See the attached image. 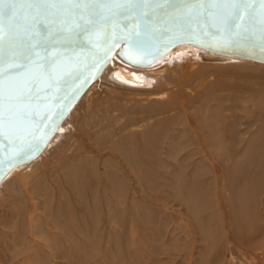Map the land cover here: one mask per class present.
Segmentation results:
<instances>
[{
  "label": "bare ground",
  "instance_id": "1",
  "mask_svg": "<svg viewBox=\"0 0 264 264\" xmlns=\"http://www.w3.org/2000/svg\"><path fill=\"white\" fill-rule=\"evenodd\" d=\"M201 58L244 57L192 43L149 65L115 53L31 160L44 164L0 182V264H264V86L241 97L255 120L224 123L226 97L184 87ZM255 65L226 87L264 80ZM169 69L175 95L157 90Z\"/></svg>",
  "mask_w": 264,
  "mask_h": 264
},
{
  "label": "water",
  "instance_id": "2",
  "mask_svg": "<svg viewBox=\"0 0 264 264\" xmlns=\"http://www.w3.org/2000/svg\"><path fill=\"white\" fill-rule=\"evenodd\" d=\"M260 9L261 0H3L0 182L43 151L116 52L149 65L192 43L264 62Z\"/></svg>",
  "mask_w": 264,
  "mask_h": 264
},
{
  "label": "rangeland",
  "instance_id": "3",
  "mask_svg": "<svg viewBox=\"0 0 264 264\" xmlns=\"http://www.w3.org/2000/svg\"><path fill=\"white\" fill-rule=\"evenodd\" d=\"M199 53L197 52V55ZM191 61H194V59H191ZM200 61H199L200 62L199 64L197 63V65H195L194 70H193V75L191 73L192 76L190 75L191 77L188 78L189 81H188V83H186V85L184 87L186 89H188L192 95H196L197 92L200 91V89H201V90L206 91V92H209V90H210V92H212V93L215 92L214 93L215 95H219L221 97L222 96L226 97L224 102L223 103L221 102V104H220L222 106L230 108V111L226 112V115L228 116V118L223 120L224 123H227L229 121L235 120V117L244 118L245 120L243 122H251V120L252 121L255 120L256 118H254L253 116H250V115L246 116L245 115V110L246 109L253 110V109L256 108V106H254V104H253V100L250 99L248 102H246V101H243L242 98L250 96L253 91L254 92H256V91L263 92L262 88L264 86V80H259L258 79L255 82H251L249 84L248 88L252 89V91L248 90V88H245V89H234V87H226V85L227 84L229 85V83L231 85H234V84L244 85L246 83L245 82L246 81L245 80L246 76H244V74H246V75L251 74V70H250V68L249 69L248 68L244 69V68L241 67V65L246 63V64H249L251 66L252 65L256 66L255 64H257L259 66H262V68L264 69V63H261V61L251 60V59H247V58H235V59L221 60L219 62L217 61V63H215L216 65H212L214 63H212V64L207 63L208 65H205V64H203V62H207V61L203 60L202 58L200 59ZM203 66H204V68H202ZM170 67L174 68V65H172ZM224 68H225V70H224ZM161 69H164V67L161 68ZM183 69H182V71H183ZM200 69H202V70L205 69L206 72L200 73L199 76H196V74H197L196 72L200 71ZM173 70L174 69L167 70L168 75L166 77V79L168 81H170V82L173 81V83L171 84L172 86L168 87L166 90H165L164 87L163 88L159 87L157 90L168 92L171 95H175L177 92L180 91L179 90V85L176 82L177 75L173 72ZM164 71H166V70H163V72ZM182 71H181V73H182ZM187 71L190 72V70H188V69H187ZM194 73H195V75H194ZM225 83H227V84H225ZM182 84L184 85L183 82H182ZM102 89H106V90L114 89V86L113 85H108V84L105 85V83L103 85H100V87L98 88V91L95 92L91 98L99 96L101 94ZM135 94L137 96H139V95L141 96L142 95V97L146 96V94H144V93L140 94V93H137V92H134V91H131V90H127V89H126V91L124 90L122 92V95H123V97L126 98V100L130 99V98H131L130 100H132V97L136 96ZM191 94H188V95L190 97H192ZM228 96H229V98H228ZM237 98H239V99H237ZM132 102H134V100H132ZM143 102H145V101H143ZM218 102L219 101H216V100L213 101V102H210V104H211V105H209L210 108L216 110L217 109L216 104ZM130 103H131V101H129V104ZM235 107H236V109H235ZM81 110H83V109L82 108H78L76 113L78 114L79 112H81ZM256 126L257 125H255V127L252 128L250 130V132H252V130H254L256 128ZM241 128L243 129L244 127L242 126ZM44 161H46V160H44V157H41V155H40V157L35 159V161H31L30 163L26 164L23 167H15V169H13V171H12V174H14V172H17V171L20 172V173L25 172V171H32L33 169H35V168L39 167L40 165L44 164ZM23 168H25V169H23ZM221 168L224 169L222 166H221ZM215 197H216V194H215ZM242 257H243V255L241 253H236V259L237 260L242 259Z\"/></svg>",
  "mask_w": 264,
  "mask_h": 264
},
{
  "label": "snow or ice",
  "instance_id": "4",
  "mask_svg": "<svg viewBox=\"0 0 264 264\" xmlns=\"http://www.w3.org/2000/svg\"><path fill=\"white\" fill-rule=\"evenodd\" d=\"M0 2H3V0H0ZM213 2H218V0H213ZM224 2L230 3L232 5H238L240 3V0H224ZM247 10V8L243 9V11ZM260 16L264 17V0H261ZM240 18V13L238 11H233V13L231 14V19L235 21ZM261 23L264 24V19L261 20ZM262 39H264V37H262Z\"/></svg>",
  "mask_w": 264,
  "mask_h": 264
}]
</instances>
